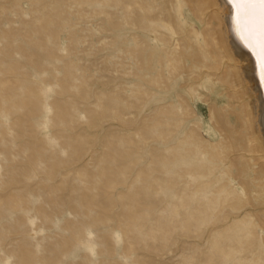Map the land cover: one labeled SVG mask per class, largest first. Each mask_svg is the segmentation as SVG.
I'll return each mask as SVG.
<instances>
[{
	"label": "rangeland",
	"instance_id": "374dc122",
	"mask_svg": "<svg viewBox=\"0 0 264 264\" xmlns=\"http://www.w3.org/2000/svg\"><path fill=\"white\" fill-rule=\"evenodd\" d=\"M252 107L214 0H0V264H264Z\"/></svg>",
	"mask_w": 264,
	"mask_h": 264
},
{
	"label": "bare ground",
	"instance_id": "6f19581e",
	"mask_svg": "<svg viewBox=\"0 0 264 264\" xmlns=\"http://www.w3.org/2000/svg\"><path fill=\"white\" fill-rule=\"evenodd\" d=\"M214 2L224 26L227 52L252 97L256 139L264 149V0ZM161 24L172 29L163 19Z\"/></svg>",
	"mask_w": 264,
	"mask_h": 264
},
{
	"label": "snow or ice",
	"instance_id": "6c2138e0",
	"mask_svg": "<svg viewBox=\"0 0 264 264\" xmlns=\"http://www.w3.org/2000/svg\"><path fill=\"white\" fill-rule=\"evenodd\" d=\"M262 7H264V5H262Z\"/></svg>",
	"mask_w": 264,
	"mask_h": 264
}]
</instances>
